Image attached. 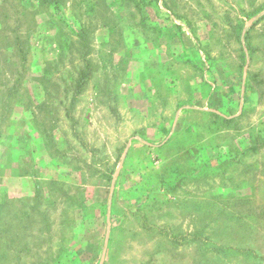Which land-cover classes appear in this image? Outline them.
<instances>
[{
  "label": "rangeland",
  "instance_id": "obj_1",
  "mask_svg": "<svg viewBox=\"0 0 264 264\" xmlns=\"http://www.w3.org/2000/svg\"><path fill=\"white\" fill-rule=\"evenodd\" d=\"M0 264H264V0H0Z\"/></svg>",
  "mask_w": 264,
  "mask_h": 264
},
{
  "label": "trees",
  "instance_id": "obj_2",
  "mask_svg": "<svg viewBox=\"0 0 264 264\" xmlns=\"http://www.w3.org/2000/svg\"><path fill=\"white\" fill-rule=\"evenodd\" d=\"M44 1H47V0H44Z\"/></svg>",
  "mask_w": 264,
  "mask_h": 264
},
{
  "label": "crops",
  "instance_id": "obj_3",
  "mask_svg": "<svg viewBox=\"0 0 264 264\" xmlns=\"http://www.w3.org/2000/svg\"><path fill=\"white\" fill-rule=\"evenodd\" d=\"M1 192V191H0Z\"/></svg>",
  "mask_w": 264,
  "mask_h": 264
}]
</instances>
